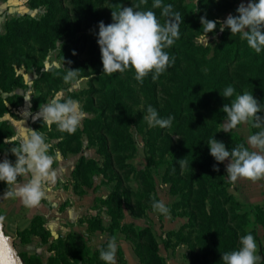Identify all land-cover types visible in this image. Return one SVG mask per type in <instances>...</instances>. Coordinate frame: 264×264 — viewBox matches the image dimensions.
Returning <instances> with one entry per match:
<instances>
[{
  "label": "trees",
  "instance_id": "1",
  "mask_svg": "<svg viewBox=\"0 0 264 264\" xmlns=\"http://www.w3.org/2000/svg\"><path fill=\"white\" fill-rule=\"evenodd\" d=\"M66 1L71 8L65 9L55 21L60 27L58 36L74 46L72 60L75 61L78 53L85 52L86 55L81 62H74L70 69H79V77L88 79L89 88L82 92L87 99L82 109L92 113V118L86 121L87 136L91 146L97 147V154L104 159L100 171L102 174L109 173L106 175L107 181L115 183L110 200L116 208H108L107 214L113 216L115 210L121 214L122 205L125 204L134 217L142 218L145 208L152 207L153 198L159 201L156 196H151L154 190L151 176L127 163L134 151L133 145L126 146L125 141L129 140L123 132L131 125V120L123 119L117 113L121 101L134 103L139 95L143 97L145 111L151 105L161 118L174 117L171 127L150 129V152L157 155L159 163L164 162L166 155L171 157L166 162L164 177L166 183L170 184L171 193L183 200L182 206L188 211L189 226L197 234V242L191 243L190 251L197 248L199 256L192 258V261L194 264H222V254L238 250L240 237L249 233L243 228L247 214H238L236 210L240 207L237 201L225 192L222 175L213 170L216 161L210 155L207 141L211 137L215 139L216 123L226 119V113L221 109L225 104H230L235 95L252 93L258 103L264 105V50L255 53L239 34L232 36L230 29L225 28L211 57L206 58L204 54L207 51L193 42L196 32L203 30L200 19L203 16L217 21L220 14L234 9V1L198 0L197 5L191 7L184 5L182 0H162L164 5L172 4L173 11L179 12L182 18L180 38L164 49L174 63L156 81L152 80L150 73L141 84L134 79L132 69L123 74H103L97 43L99 22L103 21L105 25L112 23V10L130 7L139 0H61V3ZM104 1H107L108 7L114 8L107 10ZM152 3L153 0H148L140 10L154 11L163 24L166 18L161 16L162 9L152 8ZM86 28L96 29V35H87L84 32ZM33 33V41H36L40 51L47 53L51 39L37 30ZM3 39L0 37V43ZM3 67L4 58L0 51V69L4 70ZM46 75L49 73L43 74V77ZM229 85L234 87L235 93L232 98L225 99L220 93ZM258 115L264 116V111ZM251 130L253 135L260 129L251 126ZM172 135L177 138L173 139ZM59 136L61 142L58 147L62 155L81 154L72 173L73 189L91 188L90 168L97 167L98 163L82 154V143L76 133L69 135L61 132ZM239 144L236 141V145ZM235 146L227 145L226 149L231 152ZM11 158L14 163L16 157L12 155ZM130 175L138 181V190L122 186ZM4 189L5 185L0 182V196ZM253 217L254 226H260L264 232V206H255ZM231 221L235 223L233 226ZM34 223L33 232L43 233L40 220L35 219ZM90 229L107 232L122 230L128 234L131 242L134 237L135 248L143 264H167L149 227L136 231L131 226L112 224L104 228L100 221L95 225L91 223ZM254 230L250 233L257 240ZM107 243L108 240L101 248H106ZM99 250L93 254L83 252L77 248L74 237L69 236L67 251L77 262L86 263L84 258L87 255L97 264H104ZM21 257L25 264H42L34 257Z\"/></svg>",
  "mask_w": 264,
  "mask_h": 264
},
{
  "label": "rangeland",
  "instance_id": "2",
  "mask_svg": "<svg viewBox=\"0 0 264 264\" xmlns=\"http://www.w3.org/2000/svg\"><path fill=\"white\" fill-rule=\"evenodd\" d=\"M233 1L234 9L220 14L217 21L225 20L229 14L238 15L236 9L239 4L241 2L247 4L248 2V0ZM104 2L107 10L114 8L113 6L111 8L108 7L107 1ZM197 2L198 0H182L184 5L191 7L197 5ZM69 8H71V5L67 1L61 3V0H0V37L4 38L0 43L1 56L4 58V70L0 69V162L5 158L7 150L13 146L5 144L4 141L7 138L10 140L14 139L15 131L18 132L22 125L27 126L28 129L40 131L45 136L49 145V155L53 153V150H58V145L61 142L59 136L61 132L56 125H52L50 129L43 125L42 117L38 115L39 106L50 102L56 92L62 94L61 98L63 100L68 98L78 100L81 107L87 100L82 93L89 88L87 78H82L78 75L76 79L70 82H65L63 79L66 74V68L70 69L74 62H81L86 58L85 52H77V57L73 61L71 52L74 50V46L67 43L63 37L58 36L60 27L55 19L60 18L64 10ZM59 9H61L60 14H58ZM219 28L220 25L218 23L216 30L208 34V44L199 39L203 30L196 32L193 42L195 45L201 46L204 51H207L204 54L206 58L211 57L216 44L221 40L222 32H220ZM34 30L51 39V47L47 53H42L36 41H33ZM84 32L94 37L97 30L86 28ZM45 73H49V75L43 77ZM135 99L134 103L126 100L121 101L117 110V113L123 119L131 120V125L123 132L129 140V142L125 141L127 142L126 146L130 147L133 145L134 151L127 163L137 171H146L151 176L154 183V190L151 196H156L159 200L164 201L170 209V214L164 216L154 212L152 207L149 206L145 208L142 218H136L125 204L122 205L121 214L115 209H113L115 210L113 211V216L107 214L108 208H116L110 200L115 183L108 182L106 175H109V173L102 174L99 169L104 159L97 154V147L91 146L86 132V121L92 118V113L85 112L82 109L86 116L75 133L81 140L82 153H85V158L95 160L98 163L97 167L90 168V172L92 173V178L96 177L97 182H100V189L97 198H95L94 208L92 213H89L91 217L89 221L93 225L101 221L103 225L100 211L104 209L109 217V222L106 226L112 224L116 226L124 225L125 227L131 226L136 231L143 227H149L159 244L160 254L166 259L167 264L176 262L178 264H194L192 258L199 256L198 249L195 248L190 251V245L191 243L196 244L197 234L189 226L188 211L182 206L183 200L171 193L170 184L166 183L164 177L167 167L166 162L171 160V157L166 155L163 159L164 162L159 163L157 155H153L150 152L149 131L152 127H149L143 119V116L146 115L143 97L138 95ZM215 115L213 116L214 118H216ZM225 121L226 119L219 123L215 122L217 124L215 139L223 142L225 146H235L237 141L245 147H250L247 144L248 137L252 135L250 124L240 125L231 132L225 133L222 127ZM172 138L176 139L177 136L172 135ZM12 155L8 152L7 158L11 160ZM228 162V160L222 163L215 162L213 166L215 165L219 168L218 172L225 181L223 185L225 192L237 201L240 208L236 212L238 214H247L244 230L250 232L255 229L257 245L260 241L264 243L263 229L260 226L255 227L253 223L255 206L248 209L234 196L236 190L234 187L235 182H230L226 174ZM2 183L6 186L4 182ZM70 183L72 190L78 195L85 194L87 188L81 187L78 191H75L73 189V180ZM122 186H130L134 190L139 189L138 181L134 180L131 175L124 181ZM262 195L261 207L264 206V191H262ZM230 223L232 226L235 224L233 221ZM257 229H262V231ZM107 236L108 241L113 236L116 237V241L122 240L123 236L126 240H129L127 238L128 234L123 233L122 230L107 232ZM131 240L132 242L129 241L132 244V255L137 259V264H143L137 254L136 242L133 236ZM13 247H15L20 264H25L21 257L22 255L39 260L33 254H26L19 246V243L13 242ZM258 251H260L259 255H263L264 245H258Z\"/></svg>",
  "mask_w": 264,
  "mask_h": 264
},
{
  "label": "clouds",
  "instance_id": "3",
  "mask_svg": "<svg viewBox=\"0 0 264 264\" xmlns=\"http://www.w3.org/2000/svg\"><path fill=\"white\" fill-rule=\"evenodd\" d=\"M147 3L148 0H139V3L130 7H121L119 11L112 10V23L105 25L103 21L99 22L97 43L103 74H123L132 69L135 73L134 79L142 84L150 73L152 80L156 81L174 63L164 49L180 38L181 15L173 11L172 4L164 5L162 0H153L152 8H161V16L166 18L161 24L154 11L140 10ZM236 12L238 15L229 14L223 21L208 20L202 16L200 22L203 32L199 39L208 44V34L214 32L219 23L220 32L225 28L230 29L232 36L239 34L255 53H261L264 50V0H248L247 4L241 2ZM75 54L74 51L73 55ZM78 74L79 69L66 68L63 79L70 82ZM234 93V87L229 85L220 94L229 99ZM61 97L62 94L56 92L50 102L39 106L38 115L42 117L43 125L49 129L56 125L60 132L72 135L86 113L78 100H63ZM221 110L226 113V121L222 124L223 132L229 133L245 124H251L253 128L260 130L248 137L247 144L250 147L239 144L231 152L226 150L223 142L211 137L207 141L210 155L217 163L229 161L226 174L230 182L234 183L238 179L252 182L264 180V116L258 115L264 111V105L259 104L252 93L244 92L235 95L230 104H225ZM143 119L149 127L166 129L171 127L174 117L161 118L158 111L149 105ZM4 143L13 146L7 150L5 158L0 162V182L7 185L2 196L19 198L29 208L39 205L46 195L49 181L55 178V173L51 170L53 157L49 155L45 136L40 131L27 129L18 139L7 138ZM8 152L16 157L14 163L7 158ZM213 170L219 171V168L214 165ZM152 209L164 216L170 214L164 201H157L155 198ZM3 219L0 216V222ZM239 243L238 250L222 254V264H260L261 257L257 254L258 245L254 236L249 232L240 237ZM117 247L116 237L113 236L106 248L99 250V257L104 264H116ZM0 264L3 262L0 261Z\"/></svg>",
  "mask_w": 264,
  "mask_h": 264
},
{
  "label": "crops",
  "instance_id": "4",
  "mask_svg": "<svg viewBox=\"0 0 264 264\" xmlns=\"http://www.w3.org/2000/svg\"><path fill=\"white\" fill-rule=\"evenodd\" d=\"M17 125V124H16ZM27 126H21L14 139L22 136ZM19 133V134H17ZM85 155V153H82ZM52 171L55 178L49 181L45 197L35 207H26L19 198L3 197L7 185L0 196V216L4 217L2 224L5 234L12 242L19 246L26 254H33L42 264H83L70 255L67 251L69 236H73L77 248L83 252L93 254L108 240L105 230L90 229V215L94 208L95 198L98 196L100 182L92 178V187L85 194L78 195L71 188L72 173L81 154L62 155L60 149L53 150ZM234 187V196L248 209L261 206L264 191V180L252 182L238 179ZM103 227H107L109 217L104 209L100 211ZM39 219L44 229L43 233L33 232L34 220ZM262 231V229H257ZM258 231V233H259ZM263 232V231H262ZM263 246V242H259ZM116 264H137V259L132 255V244L123 236L117 241ZM15 248V247H14ZM260 251H258L259 255ZM264 263V254L259 255ZM63 258V262H61ZM84 264H97L90 256H85ZM57 261V262H56ZM58 264V263H57ZM174 264H178L177 262Z\"/></svg>",
  "mask_w": 264,
  "mask_h": 264
},
{
  "label": "water",
  "instance_id": "5",
  "mask_svg": "<svg viewBox=\"0 0 264 264\" xmlns=\"http://www.w3.org/2000/svg\"><path fill=\"white\" fill-rule=\"evenodd\" d=\"M0 261L3 264H20V260L13 247V242L5 234L2 222H0Z\"/></svg>",
  "mask_w": 264,
  "mask_h": 264
}]
</instances>
